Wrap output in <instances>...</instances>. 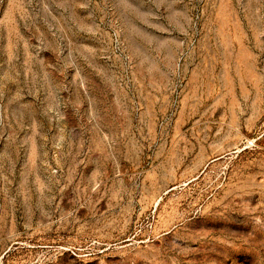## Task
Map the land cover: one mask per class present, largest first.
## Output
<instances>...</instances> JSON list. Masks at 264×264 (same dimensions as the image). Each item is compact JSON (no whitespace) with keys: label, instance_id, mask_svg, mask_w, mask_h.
Listing matches in <instances>:
<instances>
[{"label":"rangeland","instance_id":"rangeland-1","mask_svg":"<svg viewBox=\"0 0 264 264\" xmlns=\"http://www.w3.org/2000/svg\"><path fill=\"white\" fill-rule=\"evenodd\" d=\"M0 264H264V0H0Z\"/></svg>","mask_w":264,"mask_h":264}]
</instances>
